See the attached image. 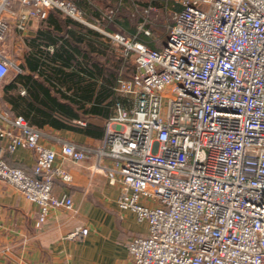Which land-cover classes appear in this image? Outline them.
<instances>
[{"label":"built area","instance_id":"built-area-1","mask_svg":"<svg viewBox=\"0 0 264 264\" xmlns=\"http://www.w3.org/2000/svg\"><path fill=\"white\" fill-rule=\"evenodd\" d=\"M174 2L180 9L159 50L137 35L104 33L135 72L119 79L122 99L102 140L60 141L61 153L74 162L95 157L121 188L119 209L148 225L127 245L133 264H264V0ZM52 10L89 25L71 0H0V42L12 23L24 34ZM11 68L22 72L0 50V85ZM44 136L0 110V142L36 154L30 173L0 155V181L39 206L37 226L51 210L74 206L53 191L72 175L56 167Z\"/></svg>","mask_w":264,"mask_h":264},{"label":"crops","instance_id":"crops-1","mask_svg":"<svg viewBox=\"0 0 264 264\" xmlns=\"http://www.w3.org/2000/svg\"><path fill=\"white\" fill-rule=\"evenodd\" d=\"M71 1L77 5V0ZM84 15L88 26L103 34L111 33L89 22L85 12ZM41 22L33 21L24 34L32 32L29 38L34 37ZM42 131L45 136L40 143L57 153L56 167L72 175L70 183L56 179L53 191L58 196L71 197L74 206L51 210L46 221L37 226L39 206L0 181V264H133L127 245L134 237L146 235L148 225L139 223L131 210L119 209L117 199L121 188L108 183L106 174L96 168L95 157L74 162L61 153L60 141L88 146L102 139L48 127ZM0 148V155L11 166L32 171L34 151L19 147L10 152L1 142ZM80 228H88V234L69 237Z\"/></svg>","mask_w":264,"mask_h":264},{"label":"trees","instance_id":"trees-1","mask_svg":"<svg viewBox=\"0 0 264 264\" xmlns=\"http://www.w3.org/2000/svg\"><path fill=\"white\" fill-rule=\"evenodd\" d=\"M93 1L77 0L89 22L107 32H113L118 24L122 26L117 18H103ZM115 2L120 4V0ZM156 2L166 10L179 11L169 1ZM129 33L133 34L131 30ZM139 39L158 50L165 44L155 47L152 41L147 42L142 36ZM167 39L168 36L164 41ZM25 45L27 51L19 66L22 72L16 73L2 89L6 112L41 130L48 127L102 139L104 123L114 115L116 101L122 99L116 88L119 79L127 76L125 67L129 60L118 54L101 31L58 10L49 13Z\"/></svg>","mask_w":264,"mask_h":264},{"label":"rangeland","instance_id":"rangeland-1","mask_svg":"<svg viewBox=\"0 0 264 264\" xmlns=\"http://www.w3.org/2000/svg\"><path fill=\"white\" fill-rule=\"evenodd\" d=\"M156 1L158 0H120V4L115 2V0H94L93 2L101 9L103 17L117 18V21L122 22V26L119 24L116 25L114 27L115 30L111 33L137 35L138 38L142 36L145 41H152L156 45L155 47H160V45L166 43L164 39L169 34L168 31L173 23L175 11L171 8L166 10ZM166 1L171 2L173 8H179L174 0ZM35 22L39 21L36 20ZM33 28L35 29L36 26ZM130 30L133 34L129 33ZM147 31L150 35L145 33ZM31 35H33L32 32H27L26 34L18 33L12 23L9 31L4 36V40L0 42V50L10 60L20 66L26 52L25 40ZM114 46L117 48L118 54L121 55L120 47L117 45ZM125 72L127 76H131L135 72L132 62L128 61ZM16 73L18 71L11 68L7 79L0 85L1 111L6 112L7 110L4 103H2V89Z\"/></svg>","mask_w":264,"mask_h":264},{"label":"water","instance_id":"water-1","mask_svg":"<svg viewBox=\"0 0 264 264\" xmlns=\"http://www.w3.org/2000/svg\"><path fill=\"white\" fill-rule=\"evenodd\" d=\"M1 149V148H0Z\"/></svg>","mask_w":264,"mask_h":264}]
</instances>
